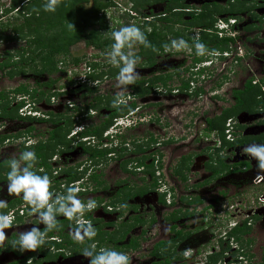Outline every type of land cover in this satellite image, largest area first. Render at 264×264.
<instances>
[{"label":"flooded vegetation","instance_id":"flooded-vegetation-1","mask_svg":"<svg viewBox=\"0 0 264 264\" xmlns=\"http://www.w3.org/2000/svg\"><path fill=\"white\" fill-rule=\"evenodd\" d=\"M192 4H194V6ZM168 5V0H162L158 2L151 1L145 5L146 7H149L153 10V12L147 15V17L150 22H154V25L157 26V29H162L165 26V29L163 31L169 29H172V32L180 31L183 32L185 37L187 36L186 38H188L186 41H184V39H182L183 37H175L170 33H167L166 39L170 42V46H167V48L162 52H158V54L155 55V63L150 67H146L151 68V71H149L151 76L162 75L163 77H168V79L165 80L164 85H161L160 83V88H164L162 92L164 94L166 92L178 93L179 91H186V89H190V81L186 80L188 83V88H183V82L185 81L181 79L182 72L183 74L186 73V66H184L185 61H183V59L176 60L173 58H169L172 57L173 54V52L170 51L172 41H184L182 45L189 50L188 54L191 59V63L195 66L203 62L196 61L201 56L205 59H212L216 53L211 51L199 50L195 42L200 37V27L186 28V26L181 22H174L176 17L171 13H182L181 18L183 21H185L190 19V14H199L202 10H217L220 11V13H216V16L223 14L235 16V24L233 25V30L235 32L234 36L231 38L230 43L228 44L227 50L232 56L230 60L236 65L237 68L241 65L243 71H245V77L242 79L239 86L234 88L230 85L231 88L229 89V91L231 104L227 107H232L235 103L233 92L235 90L244 91L246 89V85L248 84V82H250L251 86L253 87V89L251 87L253 91H255L256 88L259 89L260 95L257 97V100L259 102L258 108L251 112L241 111L234 117L226 119L224 126L229 122V124L231 125L232 138L230 141L225 140L229 142V144L222 148L224 149L223 151H215L220 147L221 143H219L216 148L206 147L204 149V159L199 157V155L196 156L195 154L189 156L186 154L179 156L177 155L180 163L185 162L189 158V164H187V168L183 169L181 172L183 179H180L179 176L174 174V170L179 164L178 161L172 166L169 165L170 163L165 166L164 163H161V158L159 159L156 156L160 163L159 170H166L170 178L174 175V178L177 179L174 180L176 181L177 186L185 188L186 190L188 189L190 191V193L187 195H180L179 193L180 196L178 195L175 199V191L177 189L174 186H169L168 188L170 189V191L172 193L174 192V197L172 195V197L167 200H164V196L156 192V190L160 189L161 180L154 176L152 177L155 178L154 180L156 182V185L152 191L150 190L148 192H144V188L138 189V187L148 185V183H144V179L142 177L143 180L140 181L141 184L139 186L135 183L127 184L126 181L123 184L122 181L117 182L116 184H118L119 187H116L110 199L105 200L101 197L103 196V191L106 190V185H104V182L101 179L102 172L99 168L105 166L106 157L109 159L114 158L116 160H121L118 164V168L122 173L128 175H132L133 173L137 174L136 172H142V169H144V167L137 168V158H139L140 156L146 157L142 162V166L151 165L153 163L154 153L147 152V148H149V146L156 145L164 148V146L173 142L172 140L174 139L163 137L164 131L159 130L162 128H160L156 124L158 122L157 119H155V123L151 122L152 128L159 130L160 132L158 133L160 135L162 134L163 136H158L155 133L147 135V137L143 139L145 140V142L141 144L148 143V145L139 144V141L136 138H130V140L124 139V131L127 129L131 130V128H134L135 125L140 124L144 119L140 116V114H136L135 112V110H137L135 101L138 97L135 95V93L132 92V90H130V87L126 94L121 93L117 98V103L130 104L133 102L135 104L131 111H128L123 116H120L122 120L120 121V123H118V127L115 130L117 132V139L115 142L117 143V149L115 148L116 145L113 148L107 147V145L103 143V140L106 138L102 135L101 136L103 138L99 137L95 139H90L88 136H79L80 132L84 130V127L87 126V124L80 123L81 121L78 120L73 121L69 130L64 136V141L55 146H52L51 157L48 159V164L51 168L49 185L51 187V191H53V195L51 197L52 201H48V204L51 206L52 218L54 221H56L55 228H57V225L63 226L60 233L62 237L59 236V233L54 231L52 238H55V241L51 242L59 243V247L54 248L52 244L51 246H45L43 248V252L37 250L34 252L25 250V252L27 251L25 253L20 252L18 249L17 252H13L12 250L7 249V244L12 240L17 239L19 235H17L16 233H11L8 235L7 243L0 249V251L9 250L13 254L19 256V258L3 264H77L81 262V260L84 261V264H90L92 256L96 255L97 251H99L100 249L116 250L118 252L125 253L129 257L130 261L131 259L133 261V258L135 257L136 259L141 261V264H186L187 261H191L192 264H264V248L259 247L260 244H262V246L264 245V238L255 237L253 236V234L251 237L250 232L255 225L264 224V168H260L258 166L259 161L246 151V148L250 145L264 144V0H182L181 5L183 6L181 8H173L171 12L167 9ZM132 6L133 3H131V7ZM205 6L208 8L203 9V7ZM238 6L240 8H237ZM154 7H158L159 11H154ZM230 8H232L231 13L227 12L228 10H230ZM133 18H135L136 20V18L139 17L137 14H135ZM168 18L172 19L173 22L166 23L165 19ZM140 19H142V16ZM212 28L205 31L214 34ZM151 32L152 28H149V33ZM0 40L2 41L1 38ZM161 57H164L165 59L160 64L158 62V59H160ZM224 69L225 68L219 69L216 75L220 76ZM229 69L230 64H226V72ZM29 72L31 71H26L24 74L17 76L22 77ZM204 72L205 70L196 69L195 72H193L191 75L196 77H203ZM226 72H224L223 74H226ZM29 74L36 77V79H34L35 86H33L36 89H34L33 87L31 88V91L32 89H34L35 91L33 92L32 96L30 95V93H28L27 95L22 97V106H29L28 108H25L27 109V111L24 113L25 115L21 116L15 114L16 117L14 115V117L12 118L0 115V129L7 121H26V123L28 124V126L21 132H17L14 134L0 132V137L6 136V138L0 142V149L2 144L17 140L19 154L20 148H26V151H31V146H35L39 143H46L48 141L49 134H51L52 132H54V135L56 136L58 133V126L64 127V123L67 120L70 121L69 118L71 117L70 115H67L68 117L61 116V118L59 116L60 114H58L57 112H53L52 110L41 112L37 108V106L40 104V101L46 102L48 104L49 102L53 103L54 88L52 87L54 86L55 82H52L54 81V78L52 77L53 74H44V80L42 79L43 74H36L33 72ZM0 76L8 78L4 75V71L0 72ZM17 76L12 77V79ZM172 78L182 80L178 84L177 89H170V87H168L167 85V83H169L170 79ZM215 78H212L211 80ZM220 78L221 81L219 82V85L224 81V79H227L226 75H222L220 76ZM48 82H51L49 87L46 86V83ZM39 84L43 86V89L47 90L45 95L44 91H40L39 89H37V86ZM19 85L21 84H18L17 86ZM57 88L61 89V87ZM73 88L77 89L78 87ZM11 89L14 88H9L6 90L3 89L0 90V92H5L7 94V98L12 99L13 94L11 92H8ZM153 89L160 91V89L157 87H152L151 90ZM192 91H196L197 95L199 96L202 94L203 88L201 86H198L195 87ZM197 95L194 96L197 97ZM18 96L19 95L15 96L16 101ZM34 104H36L37 106L35 107ZM15 105L16 104L14 103L13 105L8 106L7 109H14ZM74 108L75 107H73L72 110H74ZM171 108V106H167L165 108V111L167 113H170ZM67 110L68 109L64 111ZM31 111L32 113H37L38 115L36 117L27 116V113H31ZM80 115L82 114L76 113V118ZM156 117L157 116H155V118ZM58 118H61L62 120L60 125L59 122H53ZM206 118L209 117L203 118V128L206 124ZM241 118H243L244 120L241 121ZM134 120H136V123L131 127H127ZM74 127H78V129L72 130ZM163 129L165 130V128ZM203 134L198 135V137L195 135L196 137L194 136L193 139H191V142L193 140H197L195 141V144L197 142L199 143L202 136L204 138L214 137V132L208 135L203 132ZM175 139H178V137ZM29 141H31V143H29ZM108 141L111 142L109 139ZM137 143L141 145V151H137ZM133 144H135V146L137 145L134 149ZM69 145L77 148L81 154L85 155L84 163L82 164L80 162L79 166L77 165V167L75 168L69 167L67 166L68 164H65L68 159H64L63 155ZM91 148L97 149V151H103L107 149L109 150V152L106 153L104 157L95 155L93 158H91L89 152ZM151 148L152 151L155 150L153 147ZM145 152H147V154H145ZM128 154L130 155V157L125 158L126 155L129 156ZM132 154L134 155V157ZM218 158L222 159V164L224 167L222 168L223 170L221 171V173L216 174L213 173V169L217 170L219 167H221L218 164ZM11 159L16 158H0V162L5 160L9 161ZM193 159H197V164H199V168H197L196 170L193 169ZM19 161L23 164L22 167L25 168V161L20 160V158ZM198 161L200 162L198 163ZM122 167L125 169V171L122 170ZM41 169L42 168H38L37 171H41ZM97 169H99V171L96 173L95 170ZM153 169L154 167H152V170ZM67 170L76 172L79 178L78 180L69 182L67 185H65V179L68 175ZM201 170L206 174L204 178L202 179L201 177L200 180L194 179L195 182H190V178L192 177V175L195 172H200ZM235 174L242 175V178H240L239 175L236 176ZM258 174L262 176L261 183L258 185H253V177ZM142 175L145 174L142 173ZM55 176H60L62 178L61 180H56ZM93 176H96L94 177L96 178L95 180H93ZM161 176L163 175L161 174ZM148 177L150 176L148 175ZM152 177H150V181L152 180ZM180 182L183 185H179ZM187 182H190V184H188ZM6 183L8 184V182L0 181V186ZM78 183L81 184L78 185ZM218 184L225 185L224 187L217 189L218 187L216 186ZM236 185L238 186L236 187ZM245 185L246 188H244V191L246 193L244 192V194L251 195L244 201H240V194L238 193L239 189L236 188H239V186L244 187ZM72 188L75 190L70 191V189ZM122 189H128L129 193H132L134 191L136 192L135 195H132L131 197H128L126 199L125 204L118 203V199L121 197ZM250 189L252 190L250 191ZM97 192L98 194L101 193V196L96 197ZM150 194L155 195L154 206L158 204L162 205L161 208L165 212V217L164 219L162 218L163 222H159L158 225V229L160 232L156 227L157 223L155 222V220L153 219V221H151V216L147 217V219H144L145 222L143 224H136L133 227L129 228V230L125 234L123 233V237H119V235L116 234L113 236V240L104 241L102 243H98V239L101 235L99 237L93 236L91 241H89L90 238L88 237H85L83 240H79L76 238V236L70 235L67 231L68 229L79 228L81 230V235H83V227H87L89 232L94 231L96 234V227L101 232L114 233L116 230H118V228H120L121 224L128 222L127 220L131 216H138L143 219V216L146 213H143V207H141L140 205L142 202H144L145 196ZM254 195H256V199H253L251 203L250 198H253ZM259 195L263 196L262 203H259L257 201V197ZM21 196L22 194H10V197H8L7 201L5 202V206L9 205L8 207H10V203H15L16 200L21 198ZM68 196L76 197L85 206L87 205L89 200L94 201L95 207L91 210L99 209L103 212L104 216L101 218L93 217L91 215V211L84 208V206L82 208L84 209V212L81 209L79 213L75 214L76 216L74 215L75 218H73V216L70 219L69 224L64 223L65 221L63 222V220L68 218L61 215L63 213L62 211H60V208L61 205H63L65 208L70 207L69 201L67 200ZM89 196H91L92 199L91 197L90 199H85L86 197L89 198ZM159 196H162L163 203L159 202ZM222 202H226V205H222L223 207L221 206ZM17 205H21L19 208L23 209L22 212L26 210L24 207L25 204L23 202L20 204H16L15 206ZM220 207H222V210L220 211L222 212V215L217 216L216 213ZM167 209L171 210L168 212ZM230 209L232 211H230ZM46 210L47 209L45 208H41L33 213H41ZM26 211H28L29 213V210ZM85 213L91 215L92 219L100 220V222H91L84 219L83 216L85 215ZM110 215L112 216L111 220L105 219ZM17 217L20 218L19 222H21L22 217L21 215H18L15 217V221L12 225H15V223H19L16 221ZM236 218L237 226L243 228L244 231L242 233L237 232L234 234L230 232L229 237H222V235L225 233L224 228L230 225L231 219ZM81 221H84V223H82ZM58 222L60 223L58 224ZM106 223H111V225H106ZM160 223L162 225H160ZM163 225H165L164 228L162 227ZM43 227H47V224H45ZM43 227L37 228V230L40 231ZM107 228L109 230H106ZM147 228L153 231H149L147 230ZM162 230H164L165 233H163ZM42 234L45 240L46 237L44 233ZM131 239L136 242V245L127 247ZM47 241L48 240L46 239L44 242ZM255 241H262V243H256ZM160 243H163L164 247L156 248V246ZM85 251H88L90 255H84L83 253ZM255 251L258 254V260H254L253 255L255 254ZM30 258L31 260L29 261ZM140 261L138 262L140 263Z\"/></svg>","mask_w":264,"mask_h":264},{"label":"rangeland","instance_id":"rangeland-1","mask_svg":"<svg viewBox=\"0 0 264 264\" xmlns=\"http://www.w3.org/2000/svg\"><path fill=\"white\" fill-rule=\"evenodd\" d=\"M104 3L105 5L107 4V6L100 8L98 10V16L100 18H103V20L106 22V26H104L103 28H100V33L102 36H108L112 34L113 31H117L118 29L123 27L126 23L128 25H135L136 23L141 24V19H140L141 16L142 15L147 16L151 14V12H153L152 9L146 6H144L143 8H139L140 13L134 11L131 7V3L129 0H106ZM192 5L194 6V4ZM10 6H11L10 0H0V34H1L0 38L2 36L6 37L10 35L9 25H7L8 20H11L12 22H16V24L22 21V19H20V16L18 14H15V16H13L12 11L5 13V10L9 9ZM84 6L86 8H89L90 1H87V3H85ZM157 8L158 7H154V11H159V8L158 9ZM237 8H240V7L238 6ZM129 11H132L134 12V14H137L139 18H136L135 20V19L123 17L124 13H127L128 15H130ZM225 16L226 14L219 15L216 17L223 18ZM233 17L235 16L233 15ZM1 29H4V30H1ZM25 41H26L25 38L23 37L20 38L19 36H16L15 34L13 35V39L11 40H3V39L2 41L0 40V59H2V57H4V55L7 52L13 53L17 49L25 48L26 46ZM170 51H172L173 54H172V57H169V58H173L176 60L183 59V61H185L184 66H186V69H185L186 73L183 74L182 72L181 79L183 81H186V80L190 81L189 83L190 89L189 90L186 89V91L182 90V91H179L178 93L166 92L164 94L162 92L164 88H160V83L155 84L153 87L159 88L160 91L154 90V89L150 90L147 94L141 97H138L137 100L135 101L137 110L135 109L134 110L136 114H140V116L143 117L144 119L142 120L140 124L135 125V127L131 128V130L130 129L125 130L123 133V135H125L124 139L130 140V138H136L139 141L138 142L139 144L144 143L145 140L143 139H145L147 135H150L151 133H155L158 136H161L162 134L160 135L158 133L160 132L159 130L164 131V136L162 135L163 137L165 138L169 137L171 139L174 138L172 140L173 142L167 144L166 146H164V148L161 146L152 145V146H149V148H147L148 150L146 149L148 153L153 152L154 156H157L159 159L161 158V163H164L165 166L168 163H170L169 165L172 166L177 161L180 164V161L177 157L183 154H186L188 156L195 154L196 156L199 155V157L204 159V153H205L204 149L206 147L216 148L217 145L215 144L218 143L217 141H220L221 143V139H219L215 134H213L214 135L213 138L212 137L204 138L202 136L203 138L201 137L200 142L199 143L197 142L196 144H195V141L197 140H193L191 142V139H193L195 135L198 137V135L203 134L202 132L203 118L212 117L213 115L218 114L221 108L227 107L231 104L230 91H229V89L231 88L230 85L236 88L237 86L240 85V82L245 77V71H243L242 66L240 65L237 68L236 65L230 60L232 56L229 51H228L229 52L228 57H222V59H218V60L213 59L212 63L209 66H207V68L204 69L205 72L203 74V77H199V76L196 77V76L191 75L193 72H195L198 65L195 66L194 64L191 63V59L188 54L189 50L186 47H184L183 45H179L177 47L172 45L170 48ZM136 52H137L136 46L134 45V43H130L127 46L123 55L130 57V55H133ZM120 56L121 54L115 52L114 48L112 47L104 48L102 50H95L94 48H90V45L86 44L85 41H81L75 44L74 46H71V48L69 49L68 55L66 56L67 61H68L67 68L70 70L72 74L75 75L81 71L83 67V63H86V64L91 63V65L94 63L93 64L94 67L92 66V68L94 69L93 76H95L96 80H94V84L92 87L97 89V94L118 96L121 93L126 94L129 89L128 86L130 84V83H124L122 79L117 78L119 75V72L118 73L114 72L115 74L114 76L110 75L111 73L108 72L109 70H111L112 67H122L123 66ZM164 59H165L164 57H161L160 59H158V62L161 64ZM73 60H77V62L74 63ZM221 62L225 63V66H224L225 69L222 71V74L220 76L226 75L227 79L226 80L224 79V81L220 83L219 85L221 78L219 75H216V73H218V70L221 69L222 67ZM226 64L228 65L230 64V69L227 72H226ZM149 71H151V68L139 66V61L138 59H136V63L134 65V73H133L135 74V79L142 78V77H146V78L151 77V74L149 73ZM224 72H226V74H223ZM29 73H27L26 75L22 77L17 76L13 79L0 76V90L15 88L18 84H21V85L24 84L30 91L31 88L35 86L34 79H36V77ZM42 76H43L42 79L44 80L45 75L43 74ZM65 76L66 75H63L61 72H55L52 75V77L55 80V83H54L55 87L54 86L52 87L54 88L53 103L49 102L48 104L46 102L40 101V104L38 106L36 104H34V106L35 107L37 106V108L41 112H44L46 110H52L53 112H57L58 114H60L59 115L60 117L61 116L65 117L67 115H70L73 117L72 118L73 121L78 120V121H81L80 123H84V124H89V123H94V122L97 123L98 121H100L102 116L105 115L106 112L104 110H101L100 112L97 113L93 111L92 109L85 112L83 110V105L87 104L91 96L87 95L86 91H84L81 88L74 89L73 87H70L69 90H65L64 86L69 85ZM212 78H215V79L211 80ZM182 80H177L176 78L174 79L172 78L170 79L169 83H167V85L168 87H170V89H177L178 84ZM198 86H201L203 88V92L201 95L199 96L197 95V97H195L193 95L192 90H194V88ZM57 87H63L64 91H59ZM86 87H89V86H86ZM37 89H39L40 91H44V95L46 94L47 90L43 89L42 85L39 84L37 86ZM18 98L19 97H17V99ZM9 100H10V106L16 102L15 96H12V99H9ZM167 106L172 107L170 113H167L165 111V108ZM65 107L66 109H68L67 111H64L66 110ZM73 107H75L74 110H72ZM76 108L78 110H76ZM21 110L22 112H19L18 110L17 114L21 116L25 115L24 113L27 111V109H25V107H22ZM76 113H81L82 115L75 118ZM155 116L157 117L155 118ZM155 119L158 120L156 124L162 129L156 130L152 128L151 122L155 123L156 121ZM240 120L243 121L244 119L241 118ZM27 126L28 124L26 123V121H12V122L7 121L6 123H4V126L0 129V132H5L7 134H14V133L23 131ZM163 128H165V130ZM75 129H78V127H74L72 130H75ZM177 137L178 139H175ZM115 142H116L115 140L114 141L111 140V142H109L108 138L103 140V143L107 145V147L113 148L116 145L115 148L117 149V143ZM138 143L137 145H139ZM141 145H145V144H141ZM136 146L135 144H133V149ZM151 147H153L155 150L152 151ZM223 150L224 149H220L219 151L221 152ZM147 152H145V154H147ZM18 154H19V150H18L17 140L1 145L0 158H5V157L8 159L16 158V160L18 161L19 168L23 169L22 167L23 164L19 161ZM63 156H64V159H68L67 162H65V164H68L67 166L72 167V168L77 167V165L79 166L80 162L83 164L85 161V155L81 154L77 148L71 145L67 147V150ZM128 157H130V155L129 156L126 155L125 158H128ZM108 159L109 158L106 157L105 166L102 168H99L102 172L101 179L103 180L104 185H106V190L103 191V196H101V193L98 194L97 192L96 197L101 196L102 199H105V200L110 199L113 191L116 189L117 186L119 187V185L116 184L117 182L122 181V184H123L126 181L127 184L135 183L139 186L141 184L140 181H142L141 180L142 177L144 179V183H149L152 181V180L150 181V177H148V174L142 175V172H136L137 174L133 173L132 175L124 174L121 171H119V168H118V164L121 160H116L114 158H111L109 160ZM199 162L200 161H198V163ZM179 164L177 165V167H179ZM184 164L186 165L189 164V158L184 162ZM192 165H193L194 170L199 168L198 166L199 164H197V159H193ZM99 169L95 170V172L97 173ZM159 172H160V175L161 174L163 175L161 176L163 180H162V183H160V185L164 183L165 186L176 187L177 190L175 191V194H176L175 199L179 195V193L180 195H187L190 193L188 189L186 190L185 188H181L177 186L176 181H174L177 179L174 178V175L170 178L167 171L164 169H162V171L159 170ZM154 173L156 174V172ZM205 175H206L205 172H203L202 170L200 172H195L190 178L191 179L190 182H193L194 179L200 180L201 177L203 179ZM235 175L237 176L239 174H235ZM49 176L51 177V175ZM55 177H56V180H61L62 178L60 176L58 177L55 176ZM239 177L242 178V175H239ZM190 182L189 183L187 182V183L190 184ZM173 184H175L176 186ZM179 185H183V184L180 182ZM224 185L225 184H218L216 187H218L217 189H220L221 187H224ZM237 186L238 185H236V187ZM244 188H246V185L244 187L239 186V188H236V189H239L238 193L240 194L239 195L240 201H244L246 198H248L251 195V194H244L245 192ZM49 189H51L50 185H49ZM251 190L252 189H250V191ZM49 191L52 194L50 195L48 201H52L51 197L53 195V191L51 190ZM169 194L173 195L174 192L169 193ZM8 197H10V194L7 191V183H6L0 186V200H3L6 202ZM90 197L91 196H89V198L86 197L85 199H90ZM154 197H155L154 194L145 196V200L144 202L141 203L140 206L143 207V210H142L143 213H146L143 216V219H147V217L151 216L157 223L156 227L158 229L159 222L161 221L163 222L162 218L164 219L165 212L161 208L162 205L158 204L154 206L155 205ZM253 198H256V195H254ZM165 199L167 200L169 198H167L166 196ZM222 205H226V202H222L221 206ZM20 206L21 205H17L12 208H8L5 212L12 213V217H15L16 216L14 215L15 209H19ZM222 207H220L217 210V213H216L217 216L222 215V212H220L222 210ZM170 210L171 209H167L168 212ZM230 211L232 210L230 209ZM5 212H3V214ZM17 215H20V213L17 212ZM91 215L96 218H101L104 216L103 212L99 209L91 210ZM75 216L73 218H75ZM21 217H22L21 222L15 223V225H12L10 228L4 230L5 239L2 242H0V249L3 246H5V244L7 243L9 234L16 233L17 235H20L23 233H27V231L28 232L31 231L34 227L37 229V228L43 227L46 224V222L43 220L40 213H37V212L36 213L30 212L29 214L28 211L24 210L22 212ZM63 217L65 216L63 215ZM105 219L111 220L112 216L110 215L108 216V218H105ZM160 225L162 224L160 223ZM164 226L165 225H163L162 227L164 228ZM76 230L77 229H68L67 231L70 235L75 236ZM106 230H109V229L107 228ZM147 230H149V228H147ZM149 231H153V230H149ZM162 231L163 233H165L164 230ZM250 232H251V237L253 234V236L255 237L264 238V224L255 225ZM255 242L262 243V241H255ZM259 247L264 248V245L262 246V244H260ZM253 256H254V260H258V254L256 251ZM17 258H19V256L13 254L9 250L0 251V264L13 261ZM133 259H134L133 261L132 259L131 261L129 260V264H141L140 260L136 259L135 257ZM138 261H140V263ZM77 264H84V261L81 260V262ZM186 264H192V262L187 261Z\"/></svg>","mask_w":264,"mask_h":264},{"label":"trees","instance_id":"trees-1","mask_svg":"<svg viewBox=\"0 0 264 264\" xmlns=\"http://www.w3.org/2000/svg\"><path fill=\"white\" fill-rule=\"evenodd\" d=\"M87 1H90L89 8H86L84 6ZM105 1L106 0H55V11H45L43 5L47 4L48 0H10L11 6L9 7V9L5 10V13L12 11L13 16H15V14H18L22 21L16 24V22L8 20L7 25H9L10 35L6 37L2 36L1 38L3 40H11L13 39V35L15 34L20 38L23 37L26 39V46L25 48L17 49L13 53L7 52L0 61V72L5 71L4 75L8 78H12L17 75H22L26 71H31L36 74H54L55 72H58L57 63L59 62V60L61 58H65L68 55L71 46H74L75 44L81 41H85L86 44L90 45L95 50H102L104 48L109 47L113 48L112 45L114 44V41L112 39V34L108 36H102L100 33V28L106 26V22L103 20V18H100L98 16V10L107 6V4L105 5L104 3ZM129 1L133 3L132 9L140 13L139 8H143L149 2H158L162 0ZM181 1L182 0H168V11L171 12L173 8H181L183 6L181 5ZM205 8L208 7H203V9ZM232 8H230V10H228L227 12L231 13ZM216 13H220V11L202 10L199 14H190V19L185 21H183L181 18L182 13L177 12L176 14H171L176 17L174 22H181L186 26V28L200 27V37L195 43L202 44L204 47L203 49L199 48V50L221 53L227 50L231 38H218L216 35L205 31L213 27L214 22L216 20ZM123 17L135 19L127 13L123 14ZM165 22H173V20L168 18L165 19ZM69 24H71L73 27L70 28ZM125 26L129 25L126 23L123 27ZM134 26L140 29L149 46L145 47L144 44L132 40L126 42L125 45H123L119 50H114L119 54H124L127 46L130 43H134L137 48V52L133 55H130V58L132 57L138 59L139 66L142 67L152 66L155 63V55L158 54V52H162L164 49H166L165 46H170V42L166 39L167 33H170L175 37H183L182 39H184V41L188 39L186 38L187 36L185 37L183 32L180 31L172 32V29L163 31L165 29V26L162 29H157V26L154 25V22H150L148 17L143 15L141 19V24L136 23ZM149 28H152L151 33H149ZM204 60L206 59L201 56L196 61ZM73 62L76 63L77 60H73ZM93 64L91 66H93ZM119 70L120 67H112L111 70H109L108 72L111 73L110 75L114 76V72L118 73ZM89 77L91 79L95 78V76L93 75ZM166 79H168V77H163L162 75H155L149 78H137L134 80V82L130 83L128 87H130V90H132V92L135 93L137 97H141L147 94L155 84L161 83V85H164ZM52 82H55V80ZM50 83L51 82L46 83V86L49 87ZM251 87L252 86L250 82H248L244 91L235 90L233 92L235 103L232 107L221 108L220 112L217 115L206 118V124L203 128V132L207 135L214 132V134L219 139H221V145L215 150L216 152H219L220 149L224 148L227 144H229V142L225 141L224 138V123L226 119L234 117L241 111L251 112L258 108L259 102L257 100V97L260 95L259 89L256 88V90L253 91V87L252 89ZM80 88L86 91L87 95L91 96L87 104L83 105V110L86 112L89 109H92L97 113L101 110H104L106 114L102 116L101 120L97 123L87 124V126L84 127V130L80 132L79 136H88L90 139L101 137V135L111 126L113 119L123 116L128 111H131L132 108L135 106L133 102L130 104L117 103V95H99L97 94L96 88L86 87L84 85ZM183 88H188L187 81L183 82ZM8 92H11L13 96L19 95V99L15 102L16 105L14 106V109H7L8 106H10V100L7 98V94L5 92H0V115L12 118L15 114L17 115V109H19L23 105V101L21 100L22 97L27 95L28 93H30V95L32 96L33 92L35 91L34 89H32V91H29V89L25 85H19ZM193 95H197V92L194 91ZM76 110L78 109L76 108ZM72 118L73 117L71 116L69 118L70 121L67 120L64 123L65 128L58 126V133L56 136L54 135V132L49 134L48 141L46 143H39L35 146H31L30 150L34 151L36 155V160L32 162L34 166L32 170L35 171L38 175L46 174L48 178H50L49 175L51 173V168L48 164V159L51 157L52 146H55L64 141V136L69 130L71 123L73 122ZM61 121V118H58L53 122H59L60 125ZM5 138L6 136L0 137V142ZM145 145H148V143H145ZM140 147L141 145H138L137 151H141ZM23 151H26V148H20V153ZM89 152L91 158H93L95 155L99 157H104L106 153L109 152V150L106 149L103 151H97V149L91 148ZM18 158H20V154L18 155ZM145 158V156H140L136 159V161L138 162L137 168L144 167V169H142V173L148 174L150 177H152L154 174V171L152 170L154 164L152 163L151 165L142 166V162ZM217 160L218 164L221 167H219L217 170L213 169V173L219 174L223 170L222 168L224 166L222 164L221 158H218ZM7 162L8 160L0 162V181L8 182L7 173L8 171H10V169L8 167ZM25 164L26 165L24 166L26 167L27 162H25ZM157 167L160 168L159 162L157 163ZM38 168H42L41 171H37ZM186 168L187 165L184 164V162H181L179 164V167L174 170V174L179 176L180 179H183L181 172L183 169ZM122 170L125 171L123 167ZM67 174L68 175L65 179V185H67L69 182H74L79 178L77 173L74 171L67 170ZM94 177L96 176L92 177L93 180L96 179ZM154 179L155 178L152 177V181L148 183L147 186L144 185L142 187H138V189L144 188V192H148L150 190L152 191L156 185ZM135 193V191L129 193L128 189H122L121 197L118 199V203L125 204L126 199L128 197H131L132 195H135ZM158 200L159 202L163 203L162 196H159ZM22 202L25 204L24 207L26 210L30 211V208L35 207L34 205L29 206L20 198L16 200L15 203H10V207H8V205L0 208V214H3V212H5L8 208H12L16 204H20ZM82 210L84 212V209ZM83 217L84 219L91 222H100V220L98 219H92L91 215H89L88 213H85ZM19 220L20 218L17 217L16 221L19 222ZM69 221V218L63 220V222L66 224H69ZM127 221L128 222L121 224L120 228H118V230H116L114 233L101 232L98 228L95 227V237H99L101 235L98 239V243H102L104 241H111L113 240V236L116 234L119 235V237H123V233L125 234L129 230V228L133 227L136 224H143L145 222L144 219L138 216H131ZM151 221H153V218L151 219ZM59 223L60 222H58V224ZM106 225H111V223H106ZM56 227L57 228H53L51 231L47 232H45V229L47 227H43L40 232L44 233L46 238L52 237L54 231L59 233V236H61L60 233L62 231L63 226L57 225ZM243 231V228L237 227L233 229L231 233H242ZM91 240L92 238L89 239V241ZM52 244L54 248L59 247V243L47 241L44 242L40 247H38L37 251L43 252V248L45 246H51ZM128 244L129 245L127 247H132L136 245V242L131 239ZM7 245V249L12 250L13 252H17V249L19 250L18 245L16 249H13L11 247L10 242ZM159 247H164V244L160 243L156 246V248Z\"/></svg>","mask_w":264,"mask_h":264},{"label":"clouds","instance_id":"clouds-1","mask_svg":"<svg viewBox=\"0 0 264 264\" xmlns=\"http://www.w3.org/2000/svg\"><path fill=\"white\" fill-rule=\"evenodd\" d=\"M54 4H55V0H48V3L43 5V8L45 11H55ZM228 16L230 15H226L225 17H228ZM131 17H134V16H131ZM69 27L71 28L73 26L69 24ZM112 39L114 41V44L112 46L116 50H119L123 45H125L126 42H129L132 40H135V41H138L144 44L145 47L149 46L145 40L143 33L140 31L139 28H137L134 25L121 27L119 30L113 31ZM183 43H184L183 40H180L179 42L172 41V45L176 47L179 45H182ZM165 47L167 48V46ZM203 47L204 46L202 44H197V48L203 49ZM227 51L228 50L223 51V52H227ZM221 53H215L212 59L204 60L203 62L209 61V64L202 65L203 62H201L198 65L197 69L204 70L205 68H207V66H209L212 63L213 59H216V60L222 59V57L224 56H222ZM120 59H121L123 66L120 67L119 75L117 78L122 79L124 83L134 82L135 74L133 73H134V65L136 63V59L132 57L130 58L123 54H121ZM21 100L23 101V98ZM22 107L28 108L29 106L24 105V106H21L20 108ZM31 113H28L27 116L36 117L38 115V114L31 115ZM135 123H136V120L130 123V125L127 127H131ZM117 127H118V123L115 124L114 119H113L111 126L102 135L105 138H108L110 141L111 140L116 141L117 132L115 130L117 129ZM29 143H31V141H29ZM246 151L259 161L258 166L260 168H264V144L250 145L246 148ZM20 160L27 162V166L23 169L19 168L17 160L13 159L7 162L8 167L10 169V171H8L7 173V181H8L7 191L9 194H13V195L22 194L21 199L24 202H26L29 206L31 205L35 206V207L30 208V212H35L38 209L46 208L47 210L44 212H41L40 215L42 216L43 220L47 224V228L45 229V232L51 231L53 228H55L56 221H54L52 218L51 206L48 204L49 197L52 194L49 191V184H50L49 178L46 174L38 175L35 171L32 170L33 169L32 162L36 160V155L34 151L21 152ZM153 171L158 172L156 176L155 174H153V176L160 179L162 183V177L159 173V168L157 167V164H154ZM80 184L81 183H78V185ZM74 190L75 189L73 188L70 189V191H74ZM156 192L164 196V200L166 196H168L167 198L172 197V194H169L172 192L170 191L168 186H165L164 183L160 185V189L156 190ZM67 200L69 201L70 207L65 208L63 205H61L60 211L63 212V215L65 217L71 219L74 216V214L79 213L85 205H83L81 201L74 196H68ZM4 206H5V201L0 200V208ZM86 207L88 208V210L94 208L95 202L92 200H89ZM22 210H23L22 208L15 209L14 215L18 216L17 212H19L20 215L22 216ZM7 213L8 212L4 214H0V242H2L5 239L4 230L12 226V223L15 221L14 219L16 217V216L12 217L11 214H7ZM236 222H237V218L231 219V223L233 224L232 225L230 224L229 226H226L224 228L225 233L222 235V237H229L230 236L229 233L233 229L239 227L237 226ZM82 223H84V221H82ZM80 232L81 230L78 228L75 233L76 238L79 240H83L85 237L92 238L93 236H95V232L94 231L89 232L87 227H83V235H81ZM46 239L48 241H55V238H52V237L46 238ZM10 243L13 249H16L18 245L20 252H24L25 250L34 252L37 250L38 247H40L44 243V236L39 230H37L34 227L31 231L20 234L17 237V239L12 240ZM83 254L90 255L88 251H85ZM30 260L31 258L29 259V261ZM90 264H129V257L125 253L118 252L116 250L100 249L99 251H97L96 255L92 256V259L90 260Z\"/></svg>","mask_w":264,"mask_h":264},{"label":"built area","instance_id":"built-area-1","mask_svg":"<svg viewBox=\"0 0 264 264\" xmlns=\"http://www.w3.org/2000/svg\"><path fill=\"white\" fill-rule=\"evenodd\" d=\"M125 10H127V9H125ZM129 13L131 16L135 15L134 12H132V11H129ZM234 24H235V17H233V16H228V17H223V18L216 17L212 31L218 38H224V37L232 38L234 36V32H235L233 30ZM90 48H93V47L90 46ZM228 53H229L228 51L222 52L221 55L224 57H228ZM67 64H68V61H67L66 57L61 58L59 60V62L57 63L58 72H61L63 75H66L65 77H66L67 82H70L69 85L64 86L65 90H69L70 87H78L79 88V86H83V85L93 88L92 86L94 84V80H96V79L95 78L91 79L89 77V76L93 75V73H94V69L92 68L91 63L90 64L83 63V67H82L81 71L75 75L72 74L70 72V70L67 68V66H68ZM208 64H209V61H205L202 63V65H208ZM224 66H225V64L223 63L221 69ZM64 88L61 87V89H59V91H64ZM19 112H22L21 108H19ZM34 114H37V113H31V115H34ZM120 121H121V117L114 119L115 124L119 123ZM225 126H226V129L224 130V135H225L224 137H225V140L230 141L232 138L231 137V125L228 122L227 124H225ZM217 142L218 143L216 145H219L220 141H217ZM153 163L154 164L158 163V158L156 156H154ZM156 174H158V172H156ZM261 180H262V176H260L259 174L254 176L253 177V185L260 184ZM162 188H163V186H162ZM253 199L255 200L256 198H250L251 203H252ZM257 201L259 203H262L263 202V196L259 195L257 197ZM85 208H87V207L85 206ZM89 210H91V209H89ZM7 214L12 215V213H9V212ZM230 224L232 225L233 223H230Z\"/></svg>","mask_w":264,"mask_h":264},{"label":"water","instance_id":"water-1","mask_svg":"<svg viewBox=\"0 0 264 264\" xmlns=\"http://www.w3.org/2000/svg\"><path fill=\"white\" fill-rule=\"evenodd\" d=\"M255 174H256V173H255ZM253 175H254V174H253ZM253 175H252V176H253Z\"/></svg>","mask_w":264,"mask_h":264}]
</instances>
